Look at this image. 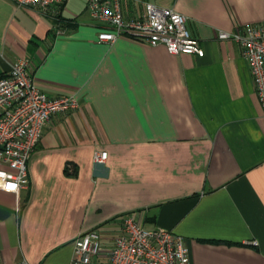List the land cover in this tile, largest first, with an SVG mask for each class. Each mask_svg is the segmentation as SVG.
Masks as SVG:
<instances>
[{
  "label": "crops",
  "instance_id": "crops-1",
  "mask_svg": "<svg viewBox=\"0 0 264 264\" xmlns=\"http://www.w3.org/2000/svg\"><path fill=\"white\" fill-rule=\"evenodd\" d=\"M145 2L184 14L204 54L98 42L87 0L60 2L58 32L0 0V75L26 58L48 96L79 103L44 126L26 187L0 180V264H67L85 230L107 249L128 213L182 235L190 264H264V109L238 43L218 38L264 24V0H120L124 18Z\"/></svg>",
  "mask_w": 264,
  "mask_h": 264
},
{
  "label": "built area",
  "instance_id": "built-area-1",
  "mask_svg": "<svg viewBox=\"0 0 264 264\" xmlns=\"http://www.w3.org/2000/svg\"><path fill=\"white\" fill-rule=\"evenodd\" d=\"M15 1L49 19L54 31L63 29L66 20L59 8L62 0ZM87 10L94 21L107 26L98 32V42L112 43L119 36H127L149 45L163 44L171 53L204 54L200 41L187 28L186 16L172 8L145 2L141 16L131 19L124 18L120 0H87ZM218 38L238 43L264 109V24L219 31ZM78 105L72 94L48 96L36 83L28 60H13L7 72L0 75V180H12L16 189L26 187L27 162L44 126L53 113L76 109ZM106 157L107 151H94V162L103 163ZM67 264H190V260L182 235L161 226L144 228L136 213H128L121 233L107 249L102 248L95 230L79 232L73 239Z\"/></svg>",
  "mask_w": 264,
  "mask_h": 264
}]
</instances>
